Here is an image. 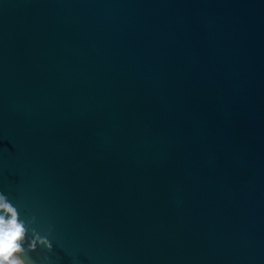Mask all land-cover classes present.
<instances>
[{
	"label": "water",
	"instance_id": "water-1",
	"mask_svg": "<svg viewBox=\"0 0 264 264\" xmlns=\"http://www.w3.org/2000/svg\"><path fill=\"white\" fill-rule=\"evenodd\" d=\"M0 192L34 264H264V0H0Z\"/></svg>",
	"mask_w": 264,
	"mask_h": 264
},
{
	"label": "clouds",
	"instance_id": "clouds-1",
	"mask_svg": "<svg viewBox=\"0 0 264 264\" xmlns=\"http://www.w3.org/2000/svg\"><path fill=\"white\" fill-rule=\"evenodd\" d=\"M31 220L21 218L19 209L0 192V264H34L30 253L38 247L49 251L52 243L31 228Z\"/></svg>",
	"mask_w": 264,
	"mask_h": 264
}]
</instances>
